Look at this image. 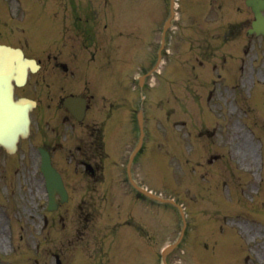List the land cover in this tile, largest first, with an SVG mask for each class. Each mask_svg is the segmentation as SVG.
Here are the masks:
<instances>
[{
	"label": "rangeland",
	"instance_id": "rangeland-1",
	"mask_svg": "<svg viewBox=\"0 0 264 264\" xmlns=\"http://www.w3.org/2000/svg\"><path fill=\"white\" fill-rule=\"evenodd\" d=\"M42 1L49 9L56 0ZM75 1L84 7L87 3V47L92 50V67H102L107 75L103 93L109 91L111 79L113 86L121 74L124 81L119 98L124 106L95 95L91 112L98 110L101 118L93 116L91 121L100 125L107 112H114L110 118L116 114L121 120L115 121V130L122 128L124 133L106 139L105 181L93 193L87 221L73 204L57 213L46 212L41 177L29 163L35 154H28L29 145L13 156L0 152V264H56L55 255L61 264H161L160 251L178 236L181 219L173 206L134 200L125 181L141 98L136 81L128 82L127 77H138L155 61L168 0ZM210 1L177 0L160 72L156 81L150 75L144 83L146 137L133 176L185 210L188 227L179 247L167 257L169 263L264 264V39L246 33L253 18L242 0L207 4ZM113 5L121 6L115 10ZM44 15L41 8L35 14L37 19ZM71 19L69 14L68 22ZM44 29V45L53 47L52 26L44 23ZM6 32L15 44L27 41L15 26ZM37 45L28 51L43 57L44 46L37 52ZM91 85L97 93L100 86L95 81ZM212 130L215 133L208 137L205 132ZM130 131L132 137L127 135ZM237 135L247 137L254 159ZM213 156L216 159L209 163ZM68 177L73 187L81 179L80 174ZM257 183L263 208L262 195L255 194ZM248 210L254 211L244 216ZM140 219L139 231L150 237L138 236L149 245L143 257L134 237L137 229H132ZM257 231L260 234L252 240ZM119 239L121 247L116 248ZM112 247V263L109 258L99 262Z\"/></svg>",
	"mask_w": 264,
	"mask_h": 264
},
{
	"label": "flooded vegetation",
	"instance_id": "flooded-vegetation-1",
	"mask_svg": "<svg viewBox=\"0 0 264 264\" xmlns=\"http://www.w3.org/2000/svg\"><path fill=\"white\" fill-rule=\"evenodd\" d=\"M73 17L76 18L73 28H82L81 17L77 14ZM85 21L87 22V18ZM76 54H82L83 60H78ZM36 61L41 68L42 62L37 59ZM52 64L53 78L50 88L48 85L45 87L43 77L36 78L32 84L22 88L26 95L25 90L30 85L29 91L35 98L30 97L37 102L31 116L30 136L26 140L33 141L37 144L36 147L49 153L69 196H73V192L78 193L77 197L81 199L78 208L87 213V174L93 181V186L88 187L89 191L95 192V183H100L103 178L104 158L102 129L90 121L87 122L90 103L87 87V47H72L66 61L61 59L60 53H56ZM74 98H81L82 103ZM87 164L92 167V174L87 173ZM68 173L81 175L74 187L70 184Z\"/></svg>",
	"mask_w": 264,
	"mask_h": 264
},
{
	"label": "water",
	"instance_id": "water-1",
	"mask_svg": "<svg viewBox=\"0 0 264 264\" xmlns=\"http://www.w3.org/2000/svg\"><path fill=\"white\" fill-rule=\"evenodd\" d=\"M249 3V2H248ZM257 20L253 23V28L258 33L264 34V21L255 10ZM29 63L23 59L20 51L6 46H0V144L5 146L10 152L15 149V142L18 135H25L28 125L27 111L30 103L26 100L13 101L11 81L19 82L26 76V68ZM44 162V172L48 180L53 174L50 166ZM51 183V181H49ZM50 183L48 186L50 188ZM134 187L148 196L163 201L150 193L145 192L134 184ZM166 249V252L171 250Z\"/></svg>",
	"mask_w": 264,
	"mask_h": 264
},
{
	"label": "bare ground",
	"instance_id": "bare-ground-1",
	"mask_svg": "<svg viewBox=\"0 0 264 264\" xmlns=\"http://www.w3.org/2000/svg\"><path fill=\"white\" fill-rule=\"evenodd\" d=\"M236 138H239L240 141L243 140V141H242V146L245 147V150L249 151V153H250V157H251L252 159H254V158H255V153H254V151H253V147L250 146L249 144H247V137H246L245 135H243L242 137H241L240 135H237ZM240 141H239V142H240ZM243 142H244V143H243ZM239 144H241V143H239ZM237 145H238V144H237ZM245 154H247V153L245 152Z\"/></svg>",
	"mask_w": 264,
	"mask_h": 264
}]
</instances>
